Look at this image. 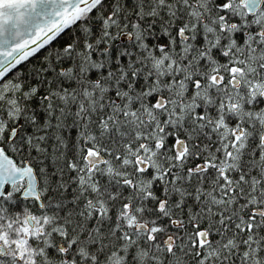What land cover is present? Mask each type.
I'll return each instance as SVG.
<instances>
[{"label": "snow or ice", "instance_id": "1", "mask_svg": "<svg viewBox=\"0 0 264 264\" xmlns=\"http://www.w3.org/2000/svg\"><path fill=\"white\" fill-rule=\"evenodd\" d=\"M0 264H264V0H0Z\"/></svg>", "mask_w": 264, "mask_h": 264}]
</instances>
